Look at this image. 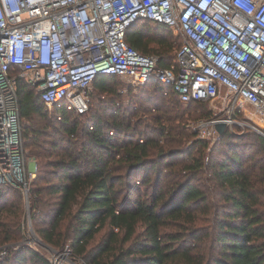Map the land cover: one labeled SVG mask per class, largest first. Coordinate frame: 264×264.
<instances>
[{
    "label": "trees",
    "instance_id": "obj_1",
    "mask_svg": "<svg viewBox=\"0 0 264 264\" xmlns=\"http://www.w3.org/2000/svg\"><path fill=\"white\" fill-rule=\"evenodd\" d=\"M126 39L165 67L182 44L148 20ZM17 93L37 172L28 194L0 182V264H52L34 247H12L29 235V210L43 242L86 264H264V135L252 130L256 143L226 127L210 144L185 122L205 102H183L156 79L98 75L86 113L46 107L24 78Z\"/></svg>",
    "mask_w": 264,
    "mask_h": 264
},
{
    "label": "built area",
    "instance_id": "obj_2",
    "mask_svg": "<svg viewBox=\"0 0 264 264\" xmlns=\"http://www.w3.org/2000/svg\"><path fill=\"white\" fill-rule=\"evenodd\" d=\"M145 20L182 37L171 66L128 43L129 28ZM101 74L139 86L156 79L183 102H211L220 114L196 123L201 138L218 140L217 122L264 135V0H0V182L28 194L37 172L17 78L46 107L86 113L87 88ZM70 254L67 247L53 264H71Z\"/></svg>",
    "mask_w": 264,
    "mask_h": 264
},
{
    "label": "rangeland",
    "instance_id": "obj_3",
    "mask_svg": "<svg viewBox=\"0 0 264 264\" xmlns=\"http://www.w3.org/2000/svg\"><path fill=\"white\" fill-rule=\"evenodd\" d=\"M136 92V94L137 93H140V90H138L137 89V91H135ZM137 99H139V98H137L136 97V99L135 100H137ZM215 105H217L218 107H221V105L218 103V102H216L215 103ZM212 110V112H213V115L217 112V113H219L220 114V109H218V108H212V104H211V102H205V103H203V105H198V106H193L192 108H190V109H188V112L186 113V115H185V122L187 123V125L191 128V129H193V130H196L195 128H196V123L200 120V119H203V118H205L206 116H207V114H206V112H207V110ZM220 116H223L222 114L220 115ZM229 129L231 130V131H236V132H238V133H240V134H243L244 136H245V140H247V141H254V142H256V143H259V139H258V136H257V134L256 133H254L253 131H252V129H250V128H248V127H246V128H242V127H233V128H231V127H229ZM209 142H210V144H213V143H215V142H212V141H210V140H208ZM251 143H253V142H251ZM251 145H253V144H251ZM260 149V147L258 146V145H256L255 147H253L251 150H250V155H253V154H259L260 152H258V150ZM261 151H263V150H261ZM26 153L28 154V149L26 150ZM28 160H32V162L33 161H36L35 160V158L34 157H32V156H30V157H28ZM13 184V183H12ZM14 185H16V184H14ZM12 197H15V196H13V194H10ZM27 215H28V223H27V231H28V236H27V238H25V239H23V240H21V241H19V242H17V243H13L12 244V247H14L15 249H20V248H23V247H25V246H28V247H34V248H36V249H38V250H40L45 256H47L50 260H51V262H52V264H53V262H54V259H55V257L58 255V253H60V252H65L66 250H67V247L66 248H64L63 250H59V249H55V248H53L52 246V250H48V249H46V248H44V247H42L41 245H39L37 242H35L34 240H33V238H32V229L31 228H33V224L31 223V220H30V215H29V212L27 211ZM33 230H34V228H33ZM35 232V231H34ZM36 233V232H35ZM36 235H37V233H36ZM38 236V235H37ZM39 237V236H38ZM99 237V236H98ZM98 239V238H97ZM49 245V244H48ZM50 246V245H49ZM5 252V251H4ZM6 253V252H5ZM4 253V254H5ZM69 257H73L72 258V263L71 264H86L85 263V260H82V259H78V260H75V257L72 255V254H70V255H68ZM0 263H1V249H0ZM29 264H33V263H29Z\"/></svg>",
    "mask_w": 264,
    "mask_h": 264
},
{
    "label": "water",
    "instance_id": "obj_4",
    "mask_svg": "<svg viewBox=\"0 0 264 264\" xmlns=\"http://www.w3.org/2000/svg\"><path fill=\"white\" fill-rule=\"evenodd\" d=\"M216 129L219 133V136L221 137L224 133H225V130H226V124L224 122H217L216 123ZM29 212V215L31 214L30 213V210L28 211ZM32 229V238L35 242H37L39 245H41L42 247L48 249V250H52V247L49 246L48 244H46L45 242H43L37 235L36 233L34 232L33 228Z\"/></svg>",
    "mask_w": 264,
    "mask_h": 264
},
{
    "label": "clouds",
    "instance_id": "obj_5",
    "mask_svg": "<svg viewBox=\"0 0 264 264\" xmlns=\"http://www.w3.org/2000/svg\"><path fill=\"white\" fill-rule=\"evenodd\" d=\"M43 52H44L45 54H47V51L44 50Z\"/></svg>",
    "mask_w": 264,
    "mask_h": 264
}]
</instances>
